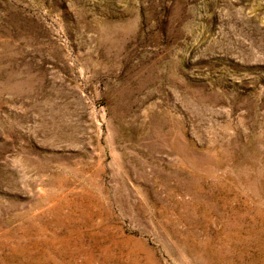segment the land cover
Here are the masks:
<instances>
[{"label":"rangeland","instance_id":"obj_1","mask_svg":"<svg viewBox=\"0 0 264 264\" xmlns=\"http://www.w3.org/2000/svg\"><path fill=\"white\" fill-rule=\"evenodd\" d=\"M0 264H264V0H0Z\"/></svg>","mask_w":264,"mask_h":264}]
</instances>
